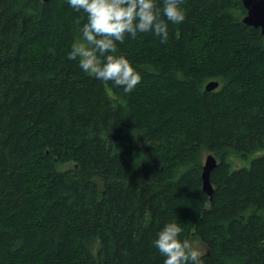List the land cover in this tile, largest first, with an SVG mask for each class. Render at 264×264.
<instances>
[{"label": "trees", "instance_id": "trees-1", "mask_svg": "<svg viewBox=\"0 0 264 264\" xmlns=\"http://www.w3.org/2000/svg\"><path fill=\"white\" fill-rule=\"evenodd\" d=\"M182 8L166 44L117 43L141 75L125 93L67 59L68 0H0V264H163L168 222L203 264H264V38L243 0Z\"/></svg>", "mask_w": 264, "mask_h": 264}, {"label": "clouds", "instance_id": "clouds-1", "mask_svg": "<svg viewBox=\"0 0 264 264\" xmlns=\"http://www.w3.org/2000/svg\"><path fill=\"white\" fill-rule=\"evenodd\" d=\"M69 6L83 12L86 23L79 29L80 37L71 47L67 59L79 61L83 72L105 83L112 82L131 93L141 82L140 73L123 55H116L117 43L137 33H154L160 42L169 39L168 24L185 20L183 0H68ZM183 229L168 222L157 233L153 246L165 257L163 264H203L199 247L191 240L180 239Z\"/></svg>", "mask_w": 264, "mask_h": 264}, {"label": "water", "instance_id": "water-1", "mask_svg": "<svg viewBox=\"0 0 264 264\" xmlns=\"http://www.w3.org/2000/svg\"><path fill=\"white\" fill-rule=\"evenodd\" d=\"M43 1L48 2L50 0ZM243 6L247 11V14L243 18V23L255 28H260L261 34L264 38V0H243ZM219 87V81H210L206 84V91L212 92ZM217 165L218 160L213 154H208L205 157L202 173L203 191L207 193L211 199L214 193L211 183V174Z\"/></svg>", "mask_w": 264, "mask_h": 264}, {"label": "rangeland", "instance_id": "rangeland-1", "mask_svg": "<svg viewBox=\"0 0 264 264\" xmlns=\"http://www.w3.org/2000/svg\"><path fill=\"white\" fill-rule=\"evenodd\" d=\"M259 155H264L263 152H260ZM258 155H253L251 156L250 160L246 163V165H250V161L253 157H256ZM194 245L198 246L200 251L202 252V254H205L206 253V247L204 246V244L199 240V239H194L193 241Z\"/></svg>", "mask_w": 264, "mask_h": 264}]
</instances>
